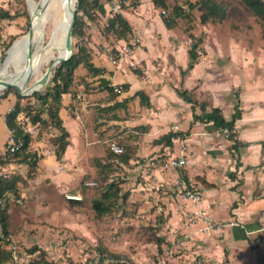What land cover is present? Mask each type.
Returning <instances> with one entry per match:
<instances>
[{"label":"crops","instance_id":"0c3cea01","mask_svg":"<svg viewBox=\"0 0 264 264\" xmlns=\"http://www.w3.org/2000/svg\"><path fill=\"white\" fill-rule=\"evenodd\" d=\"M164 1L167 8L153 0H128L120 13L130 28L124 38L103 29L110 17L106 9L87 21L90 59L99 73L76 67L73 85L62 94L58 112L68 132L67 145L57 159L47 138L31 140L25 153L36 160L35 173L26 186L18 183V194L24 202L41 200L45 208L39 213L51 215V223L58 224L54 215L60 207L78 209L91 187L84 182L111 168L108 163L114 153L107 141L113 139L124 150L126 160L118 164L127 171L126 179L141 176L152 178L153 184L178 188L182 180L201 194L197 205L177 197L168 202L173 225L187 237L190 264H264V237L255 232L264 223V28L250 10L243 14L239 7L232 21L226 10L224 19L202 23L199 0ZM0 6L8 8L7 3ZM173 6H180L183 13L172 16ZM16 19L0 20V55L4 42L18 33ZM132 34L140 38L133 54L137 66L131 69L123 63L116 68L107 50L123 45ZM193 49L195 59L189 65ZM104 84H120L122 90L110 92ZM80 88L85 102L76 100ZM138 91L147 96L148 105L140 102ZM8 108L7 104L0 107V154ZM213 108L226 121L236 108L240 111L233 139L210 119ZM233 140L237 150L232 149ZM180 142L187 145L183 166L171 169L158 164L149 169L150 159L160 162L176 155ZM45 148L50 151L45 153ZM16 165L27 166V159ZM65 193L82 199H65ZM198 208L215 222L236 225L201 230L204 222L193 214ZM186 210L191 222L185 221Z\"/></svg>","mask_w":264,"mask_h":264},{"label":"rangeland","instance_id":"374dc122","mask_svg":"<svg viewBox=\"0 0 264 264\" xmlns=\"http://www.w3.org/2000/svg\"><path fill=\"white\" fill-rule=\"evenodd\" d=\"M0 2L6 3L7 1L1 0ZM74 2L76 4V0H67V3L72 7ZM225 2L229 3L226 4L231 21L234 19L232 14L236 7L243 10V14H250L249 9L242 5L240 0H226ZM232 4L233 8H231ZM185 5L187 6V2ZM7 9L11 13L19 14L16 19L17 23H15L18 26L17 37L14 39L15 44L29 29L30 7L28 0H12L8 3ZM50 11L54 14L53 18L47 22L44 28L53 30L57 27L55 22L57 12L53 7L50 8ZM189 14L192 15V12ZM258 22L260 21L258 20ZM48 38L49 36L45 38L46 43H48ZM58 39H61L57 43L58 47L49 57V61L42 66L40 77L51 62L59 56H64L65 36ZM76 42L77 39L72 37L73 50H76ZM5 44L6 42H4ZM2 63L3 58L0 56V67ZM50 78L51 74L47 82L37 91L43 93ZM37 82L34 78H30L26 88L38 87ZM21 95L22 97L18 98L14 91L6 92V88L2 89L0 91V107L7 104L9 108H12L15 102H18L24 114L28 112V109L32 111V114L41 109L40 102L31 93ZM41 117L50 119L45 110L41 113ZM56 133L57 131L53 127H41V129L38 128L37 136L31 137V140L44 137L47 138L48 143L53 144V136L50 134ZM47 149L45 148V153H47ZM51 149L54 152V144ZM25 154V151L20 152L8 163L3 162L0 154V174L21 175L23 177L21 183L26 186L27 180L33 178L35 168L30 169L29 165L20 168L16 165L23 160ZM35 157L37 156L35 155ZM111 158L113 161L108 163L111 168L93 177L95 184L91 185L86 195L83 196L78 209L60 207L59 214L54 215L58 224L51 223V215L39 213L42 208H45V205L42 206L41 200H39V204H36L35 201L24 202L20 199L19 194L16 197L8 194L5 203L10 211L8 212L7 209V234L4 235L0 229V257L6 253L9 258L0 264H14L10 251L12 244L16 246L15 250L18 256L30 264H38V262L40 264H86L91 260H97L98 247H104L121 254L127 260V264H190L187 237L173 225L172 213L168 204L173 197L183 200L180 197L181 185L178 188L179 185L176 183V185H165L158 182L153 184L151 183L152 178L146 180L141 176L128 180L125 178L127 171L118 164V156L113 155ZM32 171L34 173L31 174ZM109 183L119 186L120 194H126V198L124 201L119 198L113 201L110 212L98 216L92 209L91 202L101 198L102 192L107 189ZM185 201L187 200H183V202ZM185 215V221L191 222L188 210ZM33 246H36L37 250L30 253L29 249Z\"/></svg>","mask_w":264,"mask_h":264},{"label":"trees","instance_id":"16d2710c","mask_svg":"<svg viewBox=\"0 0 264 264\" xmlns=\"http://www.w3.org/2000/svg\"><path fill=\"white\" fill-rule=\"evenodd\" d=\"M201 5L200 9L203 8L200 14V21L203 23L208 19L222 20L226 15L227 5L225 1L216 0H199ZM154 4L161 8H167L164 0H153ZM241 4L246 6L251 14L261 22L264 28V0H240ZM196 3V2H195ZM76 9L74 13V21L72 24L71 34L72 37L77 39L76 50H73L72 55L64 61L57 63L51 71V78L49 84L45 87V91L42 93L40 91H34L31 95L40 102L41 109L38 112H34L28 109L26 115H28L31 121L37 124L38 128L41 127H53L57 133L52 138V143L55 145L54 154L57 159L61 158V155L67 145L68 132L64 128L61 122V118L58 114L61 105V96L63 93L70 91L73 85L74 70L77 66H84L92 74L99 73V69L94 66L90 59V39L88 33V23L87 21H94L100 15L105 13V7L102 0H76ZM194 4H191L193 7ZM183 10L180 6H173L170 10L172 16H180ZM17 13H10L7 9L0 8V20L9 19L13 20L18 17ZM166 25H171L169 20L165 21ZM117 25V27H115ZM103 29L106 33H110L117 38H124L130 31L127 22L121 17L120 14L110 16L107 22L104 24ZM17 37V35L11 36V41H7L3 45L1 51V58L5 56V50L11 45L12 41ZM195 59L194 49L190 50V62L192 64ZM103 82V80H101ZM104 88L110 92L114 90V87L104 84ZM14 91L18 98L22 95L18 93L15 89L9 87L6 88V92ZM182 97L186 100L192 102V99L187 95L185 91L179 92ZM139 96L140 102L144 105H148L147 96L141 92H136ZM46 105V106H45ZM44 110L48 113L49 118H42L41 113ZM22 113V110L18 102H15L11 110L5 116V123L7 127H16L17 116ZM24 114V113H23ZM240 115V111L236 108L230 120L226 121L218 108H213L211 112L210 119L213 121L214 125L219 129H227L228 137L233 139V125L236 118ZM197 117V116H196ZM17 134H21V131H17ZM172 135H168L170 138ZM31 137L28 134L23 135V146L20 151L16 152L14 158L19 155L20 152L25 151L29 146ZM233 150L238 149V144L233 140L231 144ZM117 155L120 161H125L126 157L124 153L113 154ZM33 156L26 153L23 159H27L30 169H34L36 166V160L32 159ZM34 173L33 171L31 174ZM23 179L21 175L8 176L7 174H0V229L4 235L7 234L6 220L8 216L7 204L5 199L8 194H12L15 197L18 195V183ZM121 188L114 183H109L107 189L102 192L100 199H94L91 202L92 209L96 212L98 216H102L110 212L113 201L118 198L124 201L126 194H120ZM37 250L36 246L29 249V252H34ZM98 258L97 260H91L86 264H127V260L119 253L107 250L104 247H98ZM9 256L5 253L4 256L0 257V262H6ZM47 263V262H46ZM17 264H30L25 262L21 257ZM40 264V262H38Z\"/></svg>","mask_w":264,"mask_h":264},{"label":"built area","instance_id":"2783aa9c","mask_svg":"<svg viewBox=\"0 0 264 264\" xmlns=\"http://www.w3.org/2000/svg\"><path fill=\"white\" fill-rule=\"evenodd\" d=\"M7 4L11 2L12 0H6ZM104 7L109 14V16H114L117 14H120L124 5L127 4L128 0H102ZM1 7V6H0ZM164 13V11L162 10ZM117 27V25H115ZM140 43V38L137 34H132L129 39L120 46H114L107 50V58L112 63L113 66L116 68H120V66L125 63L129 68L135 69L137 64L134 60L133 54L134 50ZM115 91L122 90V85L117 84L114 86ZM76 100L85 102L86 100V94L84 89L80 88L76 92ZM11 110V108H8L6 111V114ZM5 114V116H6ZM4 116V118H5ZM75 116L77 117V113H75ZM21 131V134H17V131ZM225 135H228L227 129H222ZM28 134L30 137L37 136L38 134V126L37 124L33 123L30 119V117L26 114L19 113L17 116L16 121V127H7V133L4 140V146H3V152L1 153V159L3 162L8 163L13 158L16 152L20 151L23 146V135ZM108 149L113 152L114 154H121L123 153V147L115 140L110 139L107 141ZM50 150L47 149L46 152H49ZM186 153H187V145L183 142H180L177 149V154L174 156H169L163 161H156L155 159L149 160V169L152 170L156 166L161 165L162 168H171L175 169L178 167L183 166L186 163ZM182 189L180 191V197L183 200L190 201L193 205L199 204L201 201V194L196 189H192L186 185V183L182 180L178 182ZM85 185H94V181H86L84 182ZM65 199L70 200H81L82 196L79 194L74 193H65L64 194ZM194 215L201 216L204 226L202 227V230L209 231L214 229H219L224 226L229 225H236L235 222H228V223H218L213 220V218L203 209L198 208L196 211H193ZM252 231H249L247 233H251ZM255 232L261 233L264 237V223L261 224ZM15 245H11V260L14 264H17L20 257L18 256Z\"/></svg>","mask_w":264,"mask_h":264},{"label":"bare ground","instance_id":"6f19581e","mask_svg":"<svg viewBox=\"0 0 264 264\" xmlns=\"http://www.w3.org/2000/svg\"><path fill=\"white\" fill-rule=\"evenodd\" d=\"M28 3L31 12L30 31L11 46L0 67V91L4 89L1 83L4 80L15 83L23 90L30 78L38 81L42 66L49 61L61 40L58 38L64 37L68 28L72 5L67 0H28ZM51 7L57 12V27L53 30L44 28L53 18ZM48 36L46 43L45 38Z\"/></svg>","mask_w":264,"mask_h":264},{"label":"water","instance_id":"95a60500","mask_svg":"<svg viewBox=\"0 0 264 264\" xmlns=\"http://www.w3.org/2000/svg\"><path fill=\"white\" fill-rule=\"evenodd\" d=\"M73 7H71V11H70V14H71V17H70V21H69V24H68V28H67V32H66V35H65V40H64V50H65V55L64 56H59V58H57L55 61L51 62L50 65L48 66V68L46 69V71L44 72V74H42V76L39 78L38 82H37V85L38 87L36 88H26V89H21L19 86H17L15 83L13 82H10V81H2V85H3V88H14L16 91L20 92L21 94H28V93H32L34 91H37L39 90V88L41 86H43L47 80H48V77L50 76L51 74V70H52V67L55 66L57 63L61 62V61H64V60H67L73 53V49H72V34H71V30H72V24H73V21H74V13H75V2L73 3ZM30 31V27L28 29L27 32ZM15 40L12 41L11 45L8 47V49L5 51V56L3 58V61L9 51V49L11 48V46L14 44Z\"/></svg>","mask_w":264,"mask_h":264}]
</instances>
